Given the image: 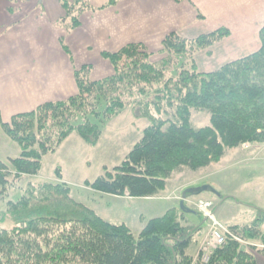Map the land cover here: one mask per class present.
I'll return each mask as SVG.
<instances>
[{"label": "trees", "instance_id": "obj_1", "mask_svg": "<svg viewBox=\"0 0 264 264\" xmlns=\"http://www.w3.org/2000/svg\"><path fill=\"white\" fill-rule=\"evenodd\" d=\"M112 4L115 0L104 6ZM60 5L66 32L80 26L84 12L94 11L87 0H60ZM229 36L226 28L192 39L171 32L161 42L165 57L158 62L151 61L152 52L141 43L105 52L102 56L113 69L110 76L90 80L91 66L83 65L74 71L76 94L15 114L8 122L0 118V126L20 148L17 158L0 161L1 193L9 179L37 175L42 157L72 132L95 145L101 124L129 104L149 124L120 165L86 184L93 191L157 197L174 173L209 167L245 142L264 143V27L258 32L259 48L251 54L209 72L199 71L194 59ZM168 69L175 76L165 80ZM192 111L207 112L210 125L194 127ZM30 186L6 204L8 214L26 219L12 228L0 226V264H192L195 252L189 249L200 227L186 231L181 210L149 220L136 238L126 225L110 224L72 201L62 183ZM262 224L264 213L249 226L228 228L240 240L262 248L227 238L207 263L196 264H256L255 254H264Z\"/></svg>", "mask_w": 264, "mask_h": 264}, {"label": "crops", "instance_id": "obj_2", "mask_svg": "<svg viewBox=\"0 0 264 264\" xmlns=\"http://www.w3.org/2000/svg\"><path fill=\"white\" fill-rule=\"evenodd\" d=\"M108 1L91 0L94 11L84 12L80 26L66 32L60 0H0L3 122L76 94L74 71L83 65L112 69L103 53L117 52L128 44L141 43L153 53L160 51L162 40L171 32L192 39L226 28L230 36L217 48L224 45L232 51V42L245 50L255 37L257 0H118L104 6ZM259 2L264 7V0ZM220 53L228 51L224 47ZM16 146L0 126V161L17 158L20 150ZM255 263L264 264V254L256 253Z\"/></svg>", "mask_w": 264, "mask_h": 264}, {"label": "rangeland", "instance_id": "obj_3", "mask_svg": "<svg viewBox=\"0 0 264 264\" xmlns=\"http://www.w3.org/2000/svg\"><path fill=\"white\" fill-rule=\"evenodd\" d=\"M117 1L115 0V3ZM259 1L256 3L255 37L249 47L244 50L232 42L229 47L232 51L224 45L219 49L218 44L208 51L200 52L194 57L199 71H211L221 64L236 60L239 55H247L259 48L256 32L264 26V7L258 6ZM87 2L90 5L92 3L91 0ZM221 47H225L228 53L221 54ZM151 54L150 59L153 62L165 57V54L157 50ZM111 74L113 69H93L91 66L88 78L98 80ZM169 76H175L170 69L165 73V80ZM150 97H153V94ZM209 120L207 112H191V124L194 127L209 126ZM148 124L146 119L139 117L138 108L129 104L101 124L100 138L95 145H88L76 132H72L53 152H48L42 157V168L37 175L25 176L16 181L9 179L5 191L1 193L0 190V226L12 228L20 220L26 219L25 216L17 219L8 214L6 204L9 200L16 201L28 189L31 190V184L38 187L43 181L64 184L69 188V198L72 201L92 210L110 224L126 225L136 238L149 220L159 218L172 209L177 213L181 210L186 220L183 223L186 231L192 226L200 227L192 237L189 251L193 253L197 251L208 229L206 219L198 210V203H209L215 218L225 228L249 226L264 213V149L259 150L257 144L253 143L251 145L254 148L249 150H243L241 146L227 150L218 163L204 169H186L174 173L169 187L157 197L113 196L90 189L86 185L88 182H93L104 171H111L120 165L132 146L141 138ZM205 185L210 186V190L197 195L186 193L184 211L180 206L182 194L188 189Z\"/></svg>", "mask_w": 264, "mask_h": 264}, {"label": "built area", "instance_id": "obj_4", "mask_svg": "<svg viewBox=\"0 0 264 264\" xmlns=\"http://www.w3.org/2000/svg\"><path fill=\"white\" fill-rule=\"evenodd\" d=\"M241 147L243 150L254 148L250 142L243 143ZM256 147L263 151L262 149H264V143L257 144ZM197 207L199 212L206 219L208 229L205 237L199 244L197 252L193 257L192 264H196L197 262L207 263L213 251L222 246L227 238L234 239L247 248L252 246H259L261 248L263 247L261 245L244 242L236 237L228 228L223 227L215 218L214 212L209 208V203L200 202L198 203Z\"/></svg>", "mask_w": 264, "mask_h": 264}, {"label": "water", "instance_id": "obj_5", "mask_svg": "<svg viewBox=\"0 0 264 264\" xmlns=\"http://www.w3.org/2000/svg\"><path fill=\"white\" fill-rule=\"evenodd\" d=\"M207 190H210V186L205 185V186H200L198 188H192V189L186 190L185 193L182 194V197H181V200H180V206L182 208H184L183 202H184V198L186 197V193L193 194V195H197V194H199V193H201L203 191H207Z\"/></svg>", "mask_w": 264, "mask_h": 264}, {"label": "bare ground", "instance_id": "obj_6", "mask_svg": "<svg viewBox=\"0 0 264 264\" xmlns=\"http://www.w3.org/2000/svg\"><path fill=\"white\" fill-rule=\"evenodd\" d=\"M181 200V199H180Z\"/></svg>", "mask_w": 264, "mask_h": 264}]
</instances>
